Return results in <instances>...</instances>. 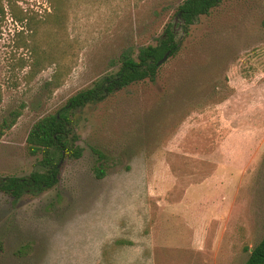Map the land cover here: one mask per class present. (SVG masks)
<instances>
[{
  "label": "rangeland",
  "instance_id": "obj_1",
  "mask_svg": "<svg viewBox=\"0 0 264 264\" xmlns=\"http://www.w3.org/2000/svg\"><path fill=\"white\" fill-rule=\"evenodd\" d=\"M183 1L0 0V177L42 168L41 117L170 22L183 39L154 80L76 111L84 154L55 187L0 192V264L246 263L264 236V0H225L187 34Z\"/></svg>",
  "mask_w": 264,
  "mask_h": 264
},
{
  "label": "trees",
  "instance_id": "obj_2",
  "mask_svg": "<svg viewBox=\"0 0 264 264\" xmlns=\"http://www.w3.org/2000/svg\"><path fill=\"white\" fill-rule=\"evenodd\" d=\"M224 1L184 0L179 6L176 20L178 18L181 20L180 26L187 34L196 21L202 16L209 15ZM182 40L178 37L175 24L170 22L157 45L142 47L137 56H133L132 53L126 54L121 59V66L116 74L106 76L93 87L73 95L57 112L41 117L33 125L27 143L31 155H42L40 161L42 168L24 177H0V192L19 199L24 195H38L55 187L59 182L62 158L79 159L84 154L83 147L78 144L79 135L76 129L79 124L75 117L76 111L103 102L109 96L135 83L154 80L161 67L158 62L168 51H171L169 57L176 56L181 49ZM57 84L53 82L51 85ZM21 115L22 109L12 111L3 120L1 131L12 128ZM94 152L99 156L95 173L102 179L107 175L105 153L100 149H94ZM245 264H264V236L252 249Z\"/></svg>",
  "mask_w": 264,
  "mask_h": 264
},
{
  "label": "water",
  "instance_id": "obj_3",
  "mask_svg": "<svg viewBox=\"0 0 264 264\" xmlns=\"http://www.w3.org/2000/svg\"><path fill=\"white\" fill-rule=\"evenodd\" d=\"M170 54H171V51H168V52L164 55V57L158 62V65L160 66L161 64H163V63L168 59V57L170 56Z\"/></svg>",
  "mask_w": 264,
  "mask_h": 264
}]
</instances>
